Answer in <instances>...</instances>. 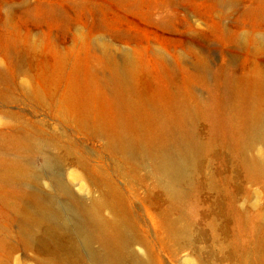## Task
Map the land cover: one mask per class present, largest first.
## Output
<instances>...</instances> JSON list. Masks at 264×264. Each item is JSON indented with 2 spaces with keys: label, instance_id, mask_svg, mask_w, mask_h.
<instances>
[{
  "label": "bare ground",
  "instance_id": "6f19581e",
  "mask_svg": "<svg viewBox=\"0 0 264 264\" xmlns=\"http://www.w3.org/2000/svg\"><path fill=\"white\" fill-rule=\"evenodd\" d=\"M106 58L111 68L103 81L80 70L60 94L59 73L37 74L21 89L0 85L5 102L28 98L57 118L55 126L51 119L22 122L0 133V202L16 219L19 239L43 253L39 264H220L229 248L233 258L232 241L192 225L196 196L200 188L215 192L228 225L238 216L240 179L264 186V68L254 59L247 70L248 58L240 77L216 76L201 96L178 85L148 91L132 56ZM197 68L206 71L202 60ZM89 137L102 148L89 151ZM35 154L42 168L33 165ZM212 161L229 162L232 174L216 171ZM70 167L86 180L82 194L64 179Z\"/></svg>",
  "mask_w": 264,
  "mask_h": 264
},
{
  "label": "rangeland",
  "instance_id": "374dc122",
  "mask_svg": "<svg viewBox=\"0 0 264 264\" xmlns=\"http://www.w3.org/2000/svg\"><path fill=\"white\" fill-rule=\"evenodd\" d=\"M29 6L39 10L28 11ZM242 37H246L244 44L240 43ZM125 53L135 59L139 81L148 91L178 85L208 96L216 76L219 81L240 77L246 59H250L247 70L254 59L264 68V0H0V72L5 73L1 86L6 80L21 89L30 86L37 74L50 77L59 73L56 87L60 94L80 70L94 71L103 81L111 68L107 54L121 62ZM199 60L206 66L203 74L197 68ZM53 113L28 98L13 102L0 98V133L19 130L22 122L44 125L51 119L55 126ZM201 128L205 133L206 126ZM84 142L89 151L103 146L95 137ZM32 163L42 168L41 155L35 154ZM212 163L216 171L225 169L224 175L232 174L229 162ZM64 179L75 192L84 193L80 187L86 180L79 168L70 167ZM240 180L243 190L236 219L227 225L220 216L216 193L200 188L192 225L207 232L216 230L221 239L236 246L237 255L230 259L229 248L220 264L246 257H250L249 264H264V225L263 217L258 216L264 214V186ZM141 214V222L148 223ZM17 229L16 219L0 202V264H39L43 253L25 246ZM202 245L209 248L206 242Z\"/></svg>",
  "mask_w": 264,
  "mask_h": 264
}]
</instances>
